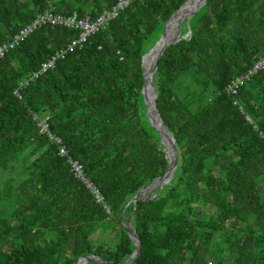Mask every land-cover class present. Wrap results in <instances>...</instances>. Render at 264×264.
Returning a JSON list of instances; mask_svg holds the SVG:
<instances>
[{
    "label": "trees",
    "instance_id": "16d2710c",
    "mask_svg": "<svg viewBox=\"0 0 264 264\" xmlns=\"http://www.w3.org/2000/svg\"><path fill=\"white\" fill-rule=\"evenodd\" d=\"M115 1L0 0V42L48 8L94 17ZM183 1H132L19 98L12 95L18 81L77 33L35 29L0 59V264L130 260L134 247L117 212L167 164L144 116L140 58ZM187 30L162 51L152 76L177 160L152 199L121 213L140 244L134 264H264V69L236 96L224 91L264 56V0H205L180 23L179 35ZM32 114L48 117V132L82 166L109 214ZM14 165L21 171L15 184Z\"/></svg>",
    "mask_w": 264,
    "mask_h": 264
},
{
    "label": "built area",
    "instance_id": "2783aa9c",
    "mask_svg": "<svg viewBox=\"0 0 264 264\" xmlns=\"http://www.w3.org/2000/svg\"><path fill=\"white\" fill-rule=\"evenodd\" d=\"M134 0H116L115 3L94 17L84 15L78 17L76 13H56L51 8H48L38 14L26 25L16 30L9 40L0 42V59L6 54L7 51L16 47L21 41H23L31 32L35 29L49 26V27H61L64 29L75 31L76 37L63 46L58 48L53 54L48 56L38 67L36 71L31 72L26 78L18 81L16 88L12 91V95L19 98V91L28 83L34 81L39 75L52 70L55 63L58 60L63 59L67 54L79 50L88 40L89 36L103 29L108 21L116 16L118 10L123 9L129 3ZM264 69V56L258 57L251 62L249 68L242 74L231 79L225 86L224 91L227 95L236 96L238 87L247 81L256 72ZM236 105V101L232 102ZM32 120L35 122L39 133H44L48 140L54 142L57 145V154L60 157L67 158V165L69 172L77 179L87 191L92 195V198L96 204H99L106 214H109V208L104 203L102 196L98 192V189L90 183L84 176L82 166L75 160L67 157V153L64 147L61 145L59 139L48 132V117L38 119L32 114ZM245 120L249 122V119L245 117ZM264 138L263 134L259 135ZM264 169V167H263Z\"/></svg>",
    "mask_w": 264,
    "mask_h": 264
},
{
    "label": "water",
    "instance_id": "95a60500",
    "mask_svg": "<svg viewBox=\"0 0 264 264\" xmlns=\"http://www.w3.org/2000/svg\"><path fill=\"white\" fill-rule=\"evenodd\" d=\"M204 1L205 0H199L197 2L196 6L191 11H189L186 14V16H184L182 18L175 19L176 15L178 17V13H179L180 9L182 8V6L187 2V0H184L183 3L174 11V13H172V15L164 22V24L162 26L163 29H165L171 22H175V29L177 30V32L173 37H171L169 40H167L161 46L159 52L157 53V55L155 57L154 62L152 63L150 71L148 73V82L145 81V75H144L143 66H142L143 60H144V58H146V56H148L155 49L157 44H159V37L154 42L152 47L144 55H142L140 58V68H141V74H142V86L140 89V95H141L142 104H143L144 116L148 122V125L156 132V134L159 137V145L162 147V149L164 151V155H165V159L167 161V164H166L165 170L163 171V173L159 177H156L150 183L143 186L134 196H132L128 201H126L120 207V209L117 212V217H118L119 223H120L121 227L124 229V231L126 232L128 238L130 239V241L132 242V245L134 247V250L130 254V260L126 261L122 264H134L135 260L138 256V253L140 251V244L138 242L137 237L135 236V233L132 231L129 223L124 222L121 219V213H122L123 209L127 205L133 204L134 202H136L138 200L146 201V200L152 199L154 197L153 191L159 190L163 185L168 183V181L172 178L173 173H174L175 168H176L177 152H176V149L174 146V140L172 139V137L170 136V134L168 133V131L164 127V124L161 121V119L157 113V110L155 108V103H154L156 93H155L154 88L152 86V76L156 70V62H157L158 58L160 57V55L162 54V51L166 47L173 45L179 39L184 38L185 36H188V34H189L188 30L186 31L185 35H183V36L179 35L178 29H179L180 23L181 22L187 23L189 18L202 7V5L204 4ZM146 84H147L146 88L148 89L147 93H145V91H144ZM165 142L168 143L169 149H167ZM168 152H170L172 155V163L171 164H168V160H167ZM85 262H93L96 264H108V263H105L103 261L98 260L96 257H93V256L78 257L75 261L72 262V264H84Z\"/></svg>",
    "mask_w": 264,
    "mask_h": 264
},
{
    "label": "bare ground",
    "instance_id": "6f19581e",
    "mask_svg": "<svg viewBox=\"0 0 264 264\" xmlns=\"http://www.w3.org/2000/svg\"><path fill=\"white\" fill-rule=\"evenodd\" d=\"M199 0H187V2L182 6V8L180 9L179 13H178V17L176 15L175 19L177 18H182L184 16H186V14L191 11L197 4ZM184 14V16H183ZM176 29H175V22H171L166 29L164 30V32L160 35L159 37V44H157V46L155 47V49L148 55L146 56V58H144L143 60V71H144V75H145V81L148 82V73L150 71V68L152 66V63L155 60V57L157 55V53L159 52L161 46L167 41L169 40L171 37H173L176 34ZM147 84L145 86V93L148 92V89L146 88ZM167 149H169L168 143L165 142ZM167 160H168V164L172 163V155L170 152H168V156H167Z\"/></svg>",
    "mask_w": 264,
    "mask_h": 264
},
{
    "label": "rangeland",
    "instance_id": "374dc122",
    "mask_svg": "<svg viewBox=\"0 0 264 264\" xmlns=\"http://www.w3.org/2000/svg\"><path fill=\"white\" fill-rule=\"evenodd\" d=\"M183 16H184V14H183ZM177 32V31H176ZM10 177H12V179H13V182H14V184H15V182H17L19 179H20V177H21V171L18 169V167H17V165H14L13 166V168H11V170H10ZM6 173H2V172H0V189H2V184H3V180H4V175H5Z\"/></svg>",
    "mask_w": 264,
    "mask_h": 264
}]
</instances>
